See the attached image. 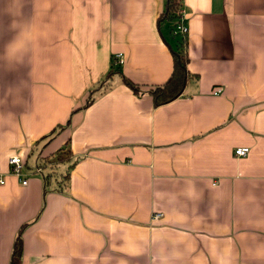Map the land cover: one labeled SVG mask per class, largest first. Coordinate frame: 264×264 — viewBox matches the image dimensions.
<instances>
[{
	"label": "crops",
	"instance_id": "crops-1",
	"mask_svg": "<svg viewBox=\"0 0 264 264\" xmlns=\"http://www.w3.org/2000/svg\"><path fill=\"white\" fill-rule=\"evenodd\" d=\"M164 9L0 0V165L28 179L0 185V264L24 225L21 264H264V0H182L183 93L115 75L83 108L118 54L142 88L169 79Z\"/></svg>",
	"mask_w": 264,
	"mask_h": 264
},
{
	"label": "trees",
	"instance_id": "trees-1",
	"mask_svg": "<svg viewBox=\"0 0 264 264\" xmlns=\"http://www.w3.org/2000/svg\"><path fill=\"white\" fill-rule=\"evenodd\" d=\"M182 0H165V9L160 18V23H164L168 29V39H174V47L166 40L165 42L170 47L173 54L174 67L173 72L169 79L161 85H156L148 88H142L141 86L131 82L128 80L122 72V64H117L116 59L114 58L111 64V68L107 73L106 77L100 83V85L92 89L89 92V95L86 99L85 105L83 108L91 105L95 99L96 95L102 91L106 92L109 89V81L115 76L120 75L123 77L124 82L133 90V92L137 95L148 94L153 97L155 106H159L162 104H166L178 98L184 90V87L188 78V69L187 64L189 61L188 57V32L185 34H179L176 32L177 26L182 18ZM67 148H62L58 151V154L64 155V158L67 157L68 153ZM63 158V159H64ZM66 159V158H65ZM49 160H46L48 162ZM46 162L39 163L38 166L41 167V174L44 180L47 182L48 177L53 173L50 169H54L50 167L47 169V165L44 164ZM53 166V165H52ZM69 173L64 176L65 180L69 179ZM26 225H24L17 234L15 239L12 255L10 259V264H21L22 256H23V232Z\"/></svg>",
	"mask_w": 264,
	"mask_h": 264
},
{
	"label": "built area",
	"instance_id": "built-area-1",
	"mask_svg": "<svg viewBox=\"0 0 264 264\" xmlns=\"http://www.w3.org/2000/svg\"><path fill=\"white\" fill-rule=\"evenodd\" d=\"M181 13H182V18H181L180 23L177 26L176 32H178L179 34H185L188 32V28L184 24L183 11ZM115 59H116L117 64L123 63V57L121 54H118L115 57ZM249 153H250V149L246 147L237 148L235 150V155L239 157H245ZM24 167H25V159L18 154L12 155L9 159V167H8L7 172H4L2 169V166L0 165V185H4L6 183V174H13V175L22 177L23 178L22 184L27 185L28 179L27 177L25 178L26 175L23 172ZM41 170L42 169L40 166L36 167L37 172L41 173Z\"/></svg>",
	"mask_w": 264,
	"mask_h": 264
}]
</instances>
